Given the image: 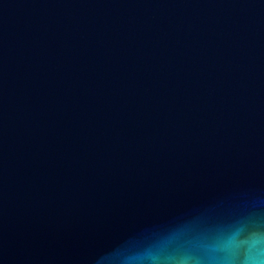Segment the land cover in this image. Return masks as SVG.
<instances>
[{
	"label": "water",
	"instance_id": "obj_1",
	"mask_svg": "<svg viewBox=\"0 0 264 264\" xmlns=\"http://www.w3.org/2000/svg\"><path fill=\"white\" fill-rule=\"evenodd\" d=\"M258 239L264 0H0V264H246Z\"/></svg>",
	"mask_w": 264,
	"mask_h": 264
},
{
	"label": "clouds",
	"instance_id": "obj_2",
	"mask_svg": "<svg viewBox=\"0 0 264 264\" xmlns=\"http://www.w3.org/2000/svg\"><path fill=\"white\" fill-rule=\"evenodd\" d=\"M264 244V240L255 241L245 257L246 264H264V251L260 246Z\"/></svg>",
	"mask_w": 264,
	"mask_h": 264
}]
</instances>
